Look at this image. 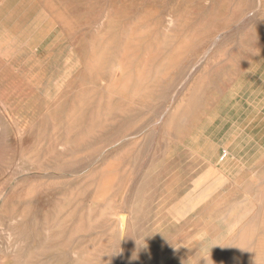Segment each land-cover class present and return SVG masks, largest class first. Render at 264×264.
Returning <instances> with one entry per match:
<instances>
[{
	"label": "rangeland",
	"instance_id": "374dc122",
	"mask_svg": "<svg viewBox=\"0 0 264 264\" xmlns=\"http://www.w3.org/2000/svg\"><path fill=\"white\" fill-rule=\"evenodd\" d=\"M0 48V264H115L107 203L124 264H264V0H0Z\"/></svg>",
	"mask_w": 264,
	"mask_h": 264
},
{
	"label": "bare ground",
	"instance_id": "6f19581e",
	"mask_svg": "<svg viewBox=\"0 0 264 264\" xmlns=\"http://www.w3.org/2000/svg\"><path fill=\"white\" fill-rule=\"evenodd\" d=\"M34 2V1H33ZM36 3V2H35ZM39 4V3H38ZM37 4V5H38ZM29 5V4H28ZM30 6V5H29ZM28 6V7H29ZM31 10V9H30ZM34 10V9H33ZM32 10V11H33ZM27 11V10H26ZM36 12V9H35ZM45 13V12H44ZM42 13V14H44ZM29 15V14H28ZM2 20V19H1ZM45 25V24H44ZM44 27V26H43ZM11 29V27H8ZM16 28V27H15ZM22 28V27H20ZM9 29V30H10ZM41 29V28H40ZM3 30V29H2ZM17 30V29H16ZM19 30V29H18ZM43 30V29H42ZM16 32V31H15ZM14 39V37H13ZM19 42V40H18ZM17 44V43H16ZM1 49V48H0ZM22 52V51H21ZM33 53V52H32ZM25 54V53H24ZM19 55V54H18ZM27 58V57H26ZM22 59V58H21ZM23 61V60H22ZM19 64V63H18ZM16 67V66H15ZM51 72V71H50ZM191 81V80H190ZM40 94V93H38ZM43 95V94H42ZM167 113H165V116L161 119V124L164 123L165 117H166ZM22 134V133H21ZM19 135V134H18ZM1 142V141H0ZM5 142V141H4ZM148 142V141H147ZM151 142V141H150ZM225 156V155H224ZM223 157V156H222ZM226 159V158H225ZM210 169V168H209ZM222 169V168H221ZM213 170V169H212ZM206 170V174H207ZM216 172V171H215ZM214 173V172H213ZM209 174V173H208ZM141 175V174H140ZM211 175V174H210ZM209 175V176H210ZM206 176V175H205ZM204 176V177H205ZM208 176V177H209ZM139 178V177H138ZM204 181V180H203ZM136 182V181H135ZM202 183L201 178L197 179L196 181H193V185L194 189H197L200 184ZM221 183V182H220ZM223 183V182H222ZM205 186V185H204ZM202 188V187H201ZM200 189V188H199ZM132 190V189H131ZM192 193H194L195 191L192 190ZM186 196V195H185ZM205 197V194L203 192H201L197 198L198 201L193 204L192 202H190L188 195L186 197H183L178 203L175 204H171L168 209L165 211V215L166 217L171 221L172 225H176V224H180L181 222L185 221L196 209L195 207H197L198 205L202 204L203 199ZM197 200V199H196ZM206 200V199H205ZM135 207V206H134ZM99 208V207H98ZM100 212L104 213L106 212V219H105V225L104 227H106V229L110 230V234L115 235V242H111L110 247L113 248V262L115 264H124L125 260H126V236H127V231H128V225L130 224V218H128V215H125L124 213H116L115 209L116 207H114V205H112L111 203H107L105 204L103 207H100ZM93 210H95L93 208ZM231 212V211H230ZM245 212V211H244ZM249 212V211H248ZM72 214V211H70V215ZM247 216V215H246ZM223 217V216H222ZM221 217V218H222ZM70 218V217H69ZM223 220V219H222ZM243 221V219H242ZM218 222V221H217ZM215 222V223H217ZM221 222V221H220ZM240 222V221H239ZM214 223V224H215ZM237 223V222H236ZM218 225V223H217ZM236 226V225H235ZM211 227V226H210ZM232 230V229H231ZM205 233V231H204ZM233 233V232H232ZM231 233V234H232ZM218 236V235H217ZM202 237V236H201ZM204 238V237H203ZM216 238V237H215ZM228 238V237H227ZM200 239V237H199ZM198 239V240H199ZM220 239V238H219ZM223 240V239H222ZM225 240V239H224ZM201 241V240H200ZM220 242V241H219ZM223 242H221L222 244ZM196 244V242H195ZM139 245V243H138ZM217 245V244H216ZM214 246V245H213ZM184 245H179V246H175L172 249L169 250V252L166 253V255H164L160 260H159V264H165L167 262H169L170 260L174 259L175 257H177L180 252L184 249ZM212 247V246H211ZM209 251V248H207ZM215 249V248H214ZM205 250V249H204ZM210 252V251H209ZM195 264H204L203 261H200L198 263Z\"/></svg>",
	"mask_w": 264,
	"mask_h": 264
}]
</instances>
